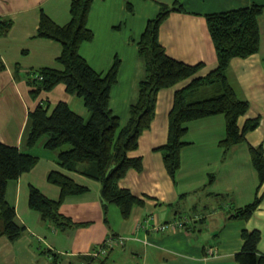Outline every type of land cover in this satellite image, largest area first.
<instances>
[{
  "label": "crops",
  "instance_id": "crops-1",
  "mask_svg": "<svg viewBox=\"0 0 264 264\" xmlns=\"http://www.w3.org/2000/svg\"><path fill=\"white\" fill-rule=\"evenodd\" d=\"M91 1L87 26L94 38L83 42L79 53L102 74L119 58L110 108L122 122L135 99L138 82L146 76L137 42L161 4L176 2L185 10L171 12L164 19L158 40L172 58L201 65L194 77L209 74L218 64L205 15L253 3L262 5L258 51L246 58H232L227 70L237 97L249 104L239 125L256 117L259 124L246 134L245 142L225 148L221 145L226 134L222 114L188 122L180 167L172 177L159 148L168 139L174 95L194 77L160 90L152 123L130 153L142 158V168L129 169L118 182L120 188L143 199V204L134 206L129 217L123 218L116 205L104 209L99 182L61 169L53 156H41L31 170L7 185L6 198L15 207L16 223L24 232L15 242L0 237V264H82L83 255L109 235H122L126 240L115 244L98 264H238L235 254L242 248L244 229L260 231L258 251L264 255V178H259L250 154V147L262 146L264 150V0ZM71 2L0 0V19L11 22L9 31L0 34V142L4 144L21 146L28 112L40 102L51 111L64 100L83 118L88 117L81 99L67 93L64 85L58 84L34 99L27 84L29 69L60 68L56 61L60 44L35 35L42 13L58 25L66 24ZM219 92L216 83L203 84L189 91L186 99L202 100ZM52 170L87 188L82 194L67 196L60 205V212L78 225L67 230L43 221L28 205L30 185L51 199L59 198V187L47 180ZM256 196L262 199L252 215L246 220L235 218L236 209L250 204ZM176 220L181 224H174ZM166 223L169 227L161 228ZM52 253L57 255V263H52Z\"/></svg>",
  "mask_w": 264,
  "mask_h": 264
},
{
  "label": "trees",
  "instance_id": "trees-1",
  "mask_svg": "<svg viewBox=\"0 0 264 264\" xmlns=\"http://www.w3.org/2000/svg\"><path fill=\"white\" fill-rule=\"evenodd\" d=\"M91 2L72 0L70 19L64 25H58L44 13L41 14L35 37L60 44L61 51L56 59L60 68L29 69V94L35 99L62 84L67 93L81 99L88 117L83 118L64 100L58 101L51 111H48L45 102H40L28 112L21 146L0 142V237L11 242L22 236L24 227L16 223L15 207L6 198L7 185L31 170L44 155L53 156L52 159L61 169L80 173L99 182L104 209L110 204L116 205L123 218H127L134 206H141L143 199L118 185L129 169L142 168V158L131 157L130 153L137 149L140 135L152 123L158 92L194 77L201 67L200 64L190 65L174 59L165 52L158 40L160 25L171 12L185 10L176 2L161 4L155 17L147 21L137 42L146 76L138 82L135 99L128 108L126 120L122 122L110 108V93L117 82L119 58H115L110 69L102 74L96 72L79 53L80 45L94 38L87 26ZM262 10V5L253 3L205 15L218 64L209 74L192 78L185 88L177 90L174 95L168 115V139L159 148L170 176L174 177L180 167V151L186 145L183 137L188 122L222 114L226 134L221 145L225 148L245 142L246 134L258 126V117L247 119L242 126L239 125V118L246 114L249 104L237 97L227 79V70L232 58H246L258 51V17ZM10 27V21L0 19V34H6ZM211 83L218 85V94L196 101L186 99L189 91ZM35 148H38L37 151ZM250 154L262 181L263 147H250ZM47 180L59 187V198L51 199L39 188L30 185L29 207L58 230L78 226L60 212V205L67 196L82 194L87 188L59 170L50 171ZM261 199L262 196H256L250 204L237 208L234 217L248 219ZM241 238L243 245L235 254L236 262L264 264V255L258 251L260 231L244 229ZM50 256L52 263H57V255L52 253ZM92 263L91 256L83 255L82 264Z\"/></svg>",
  "mask_w": 264,
  "mask_h": 264
},
{
  "label": "built area",
  "instance_id": "built-area-1",
  "mask_svg": "<svg viewBox=\"0 0 264 264\" xmlns=\"http://www.w3.org/2000/svg\"><path fill=\"white\" fill-rule=\"evenodd\" d=\"M180 222H181L180 220H176L174 224L180 225L181 224ZM168 227L169 224H165L164 226H161V228L164 229ZM125 240L126 238L122 235H116V236L109 235L105 238V240L101 244L91 249L87 255L93 258L92 264H98V262L108 254L109 250L115 248V244L117 243L123 244Z\"/></svg>",
  "mask_w": 264,
  "mask_h": 264
},
{
  "label": "rangeland",
  "instance_id": "rangeland-1",
  "mask_svg": "<svg viewBox=\"0 0 264 264\" xmlns=\"http://www.w3.org/2000/svg\"><path fill=\"white\" fill-rule=\"evenodd\" d=\"M173 4V3H172ZM137 88V87H136ZM38 148H35V150L37 151ZM35 152V151H34Z\"/></svg>",
  "mask_w": 264,
  "mask_h": 264
}]
</instances>
